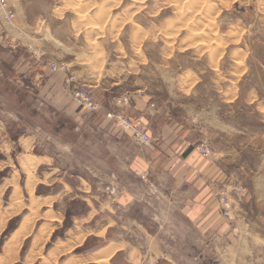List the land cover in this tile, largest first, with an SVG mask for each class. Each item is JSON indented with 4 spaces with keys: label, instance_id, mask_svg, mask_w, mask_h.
<instances>
[{
    "label": "rangeland",
    "instance_id": "rangeland-1",
    "mask_svg": "<svg viewBox=\"0 0 264 264\" xmlns=\"http://www.w3.org/2000/svg\"><path fill=\"white\" fill-rule=\"evenodd\" d=\"M2 3L0 19L7 25L20 20L17 32L28 42L16 50L0 42V229L8 218L2 212L10 205L22 208L31 203L33 213L40 209L31 200L34 196L58 195L59 206L54 208L62 210L64 218L57 236L68 235L73 220L90 221L82 227L86 230L90 224L121 229L129 216L149 223L152 231L161 226L159 237L172 264H264V0ZM61 63L67 72L58 73L75 76L70 94L79 85L91 92L89 82L118 84L112 87L123 92L120 98L148 95L178 121H188L196 131L194 149L206 140L211 155L205 159L219 171L220 183L211 188L226 223L224 231L199 233L178 212L180 216L165 219L158 214L152 220L154 209L164 208L155 199L149 206L134 203L128 212L119 208L116 197L121 187L115 183L121 171L114 163L108 181L112 185L93 176L87 162L89 135L83 136L86 141L75 137L72 116L40 103V82L33 83L26 73L30 65L56 73L49 65ZM73 114L90 124L94 113L75 104ZM32 135L37 145L31 151L3 146L7 140ZM43 155L53 161L38 168L36 157ZM106 187L113 189L107 195L110 203L103 205L93 191ZM165 190L161 200L163 193L168 194ZM25 211L0 234V253ZM110 213L113 216L107 218ZM79 222L75 226L83 225ZM128 233L127 238L137 237V230ZM84 237L80 235L79 241ZM27 243L19 250L21 257ZM96 245L99 241L89 236L74 253ZM18 247L20 242L13 250Z\"/></svg>",
    "mask_w": 264,
    "mask_h": 264
},
{
    "label": "crops",
    "instance_id": "crops-1",
    "mask_svg": "<svg viewBox=\"0 0 264 264\" xmlns=\"http://www.w3.org/2000/svg\"><path fill=\"white\" fill-rule=\"evenodd\" d=\"M20 22L17 20L15 24L7 25L0 19V42H5L13 50H16L19 45H27L28 42L21 36L22 33L17 32L16 25H20ZM7 37H9V43ZM26 73L33 83L36 80L40 82L42 99L37 97L40 103L60 107L72 116L77 123L75 137L84 141L83 136H90H88L89 141L86 142L89 144L87 162L89 170L94 172L93 176L106 182V185H112L113 183L108 182L110 172L115 165L116 169L121 171L115 183L121 187L116 200L117 205L124 212H128L134 203H144L149 206V202L155 199L161 202L165 210L154 209L156 215H152V220L154 216L158 217V214L165 219L180 214L199 233L209 234L216 230L218 232L225 230L226 223L220 217L219 204L214 195L215 190L211 188L215 182L220 183L219 171L214 163L201 157L194 149L197 142L194 135L196 131L187 126L188 121H178L148 95L130 94L124 102L125 98H120L123 92L117 93L112 87L118 84L107 86L88 81L94 98L102 105L99 113L92 114L93 118L89 124L85 118L76 117L73 114L75 104L71 99L66 76L58 72L52 73L49 68L39 71L34 69L33 65L26 69ZM78 76L80 78V74ZM82 81L84 82V79ZM113 95L115 97H112ZM110 111L123 112L131 119L140 118L142 125L152 138L151 145L137 146L127 134L114 128L104 116ZM36 145L37 138L32 135L25 136L23 139L19 138L16 142L7 140L3 146L7 150L17 147L25 151L29 148L31 151ZM36 159L40 160L36 165L38 168L53 161L52 157L45 155L38 156ZM135 187L137 190H134ZM112 189L106 187L102 192L98 189L93 192L99 197L98 199L101 198V204L107 205L110 203L107 195L109 191L112 192ZM164 190L168 194L163 193L161 200L159 196ZM63 196L60 195L59 198ZM31 200L37 204L39 210L31 213L29 209L31 203H28L22 208L18 204L10 205L6 208L7 211L2 212L7 214L8 218L2 223L0 234L6 229L8 222L20 216L22 210H26L3 245L0 264H98L106 259L105 264H164L163 261L173 263L166 252L165 242L159 237L161 226L159 230L152 231L149 223L139 222L125 214L127 217L121 229L114 228L110 224L102 228H95L94 224H90V230H86L82 227L90 221L80 223L79 220H73V227L69 230L70 235L65 233L63 237L56 235L53 238V235L62 228L64 218V212L54 208L55 205L59 206L58 195L34 196ZM93 214H90L89 219L93 217ZM112 216L113 214L110 213L106 217ZM76 222L83 225L75 226ZM125 226L129 227V231L137 230V237L127 238L129 231L124 230ZM81 228L85 230V233L81 231ZM82 234L85 237L80 242L79 236ZM89 236L98 240L99 245L86 252L74 253L82 247ZM106 236L108 240H105ZM26 240H28L27 249L21 257L19 250ZM57 241L60 243L58 244ZM19 242L20 247L13 250L15 244ZM115 244L122 245L123 248L106 258L107 249ZM93 259L98 261L95 262Z\"/></svg>",
    "mask_w": 264,
    "mask_h": 264
},
{
    "label": "built area",
    "instance_id": "built-area-1",
    "mask_svg": "<svg viewBox=\"0 0 264 264\" xmlns=\"http://www.w3.org/2000/svg\"><path fill=\"white\" fill-rule=\"evenodd\" d=\"M4 4L0 0V8L4 9ZM7 16L10 17V11H5ZM52 71L66 73L67 69L64 64H51L49 65ZM75 80L74 75H68L66 78L67 84L71 85ZM71 99L81 110L91 113H99L102 109L101 103L96 100L89 88L85 85L74 86L71 92ZM126 99L124 100V102ZM105 118L118 128L121 132L127 134L133 142L138 146L147 147L152 143V138L149 136L145 127L141 123V119H131L121 112L110 111L105 113ZM196 151L203 158H208L211 155L209 146L206 140L197 146Z\"/></svg>",
    "mask_w": 264,
    "mask_h": 264
},
{
    "label": "bare ground",
    "instance_id": "bare-ground-1",
    "mask_svg": "<svg viewBox=\"0 0 264 264\" xmlns=\"http://www.w3.org/2000/svg\"><path fill=\"white\" fill-rule=\"evenodd\" d=\"M29 180H30V179H29ZM29 183H31V181H30ZM30 186H31V185H30ZM57 243L59 244L60 241H57ZM112 244H113V243H112ZM118 247H119V246H116V244H115V245H111V246L107 249V252H106V255H105L106 258H107L108 256L110 257V255H111V254L115 251V249L118 248ZM103 249H104V248H103ZM100 250H101V249H100ZM100 250H99V251H100ZM99 251H98V252H99ZM98 252H97V253H98ZM92 255H93V254H92ZM91 257H93V256H91ZM96 258H98V257H96ZM94 259H95V258H94ZM94 259H93V261H95ZM99 260H100V258H99ZM97 261H98V260H97ZM97 261H95V262H97ZM106 261H107V259H106V260H102V261H100L98 264H100V263H104V264H105Z\"/></svg>",
    "mask_w": 264,
    "mask_h": 264
},
{
    "label": "trees",
    "instance_id": "trees-1",
    "mask_svg": "<svg viewBox=\"0 0 264 264\" xmlns=\"http://www.w3.org/2000/svg\"><path fill=\"white\" fill-rule=\"evenodd\" d=\"M56 237V234L53 235V238Z\"/></svg>",
    "mask_w": 264,
    "mask_h": 264
}]
</instances>
